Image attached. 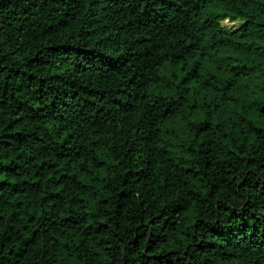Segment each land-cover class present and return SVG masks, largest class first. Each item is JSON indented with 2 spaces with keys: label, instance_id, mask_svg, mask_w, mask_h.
Segmentation results:
<instances>
[{
  "label": "trees",
  "instance_id": "16d2710c",
  "mask_svg": "<svg viewBox=\"0 0 264 264\" xmlns=\"http://www.w3.org/2000/svg\"><path fill=\"white\" fill-rule=\"evenodd\" d=\"M0 264H264V0H0Z\"/></svg>",
  "mask_w": 264,
  "mask_h": 264
},
{
  "label": "rangeland",
  "instance_id": "374dc122",
  "mask_svg": "<svg viewBox=\"0 0 264 264\" xmlns=\"http://www.w3.org/2000/svg\"><path fill=\"white\" fill-rule=\"evenodd\" d=\"M222 24H223V25H225V26H228V27H230V26H233V25H235L236 23H235V22H228V21H223V22H222Z\"/></svg>",
  "mask_w": 264,
  "mask_h": 264
}]
</instances>
